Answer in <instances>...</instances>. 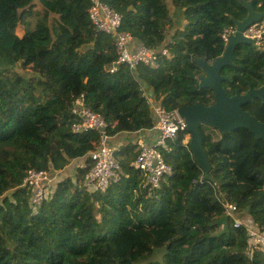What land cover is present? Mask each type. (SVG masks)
<instances>
[{"label":"trees","instance_id":"trees-1","mask_svg":"<svg viewBox=\"0 0 264 264\" xmlns=\"http://www.w3.org/2000/svg\"><path fill=\"white\" fill-rule=\"evenodd\" d=\"M101 1L121 15L130 51L165 47L169 55H160L156 67L122 64L110 72L115 35L91 22L92 0H0V264H264L263 250L249 255L247 232L248 225L264 232V139L245 128L200 125L209 174L197 165L184 130L163 150L172 173L157 188L133 168L136 144L127 145L115 152L120 174L103 193L83 186L88 162L30 207L31 190L23 185L28 169L63 170L98 144L96 131L72 130L76 98L84 95L110 135L153 128L142 83L166 110L211 105L213 92L199 88L203 70L195 59L222 55L221 33L246 17L244 1L264 12V0ZM34 11L32 25L26 18ZM180 15L185 23L175 27ZM235 56L225 66L234 75L232 84L231 77L223 82L231 84L224 87L229 95L246 90V80L264 82V50L238 44ZM242 109L264 122L260 100ZM222 198L248 220L234 226Z\"/></svg>","mask_w":264,"mask_h":264},{"label":"built area","instance_id":"built-area-1","mask_svg":"<svg viewBox=\"0 0 264 264\" xmlns=\"http://www.w3.org/2000/svg\"><path fill=\"white\" fill-rule=\"evenodd\" d=\"M89 17L98 30L115 35L114 45L118 55L109 68L110 72L116 71L122 64L127 65L131 70L135 69L138 64L156 67L160 55H169L165 47L155 50L141 45L130 51L129 42L132 37L129 33L119 30L122 22L121 15L101 0H92ZM235 31L234 26L224 28L221 33L223 42L226 43L229 36L233 35ZM242 34L251 39L253 45L264 46V18L251 23ZM152 109L156 117L153 128L157 134L151 143H148L143 137L138 139L137 154L132 162L133 168L141 173L151 189L157 188L161 179L172 173L160 148L167 149L168 141L176 139L180 132L186 130L185 119L179 115L177 108L166 110L161 104H158L152 105ZM71 114L76 118L72 124L74 132L91 130L96 131L99 135L96 148L88 153V158L92 163L83 178V185L88 192L104 190L111 183L117 181L120 174V167L115 158L117 148L110 144L112 135L108 133L109 125L100 113L86 106L83 94L74 100ZM53 175V172L45 169L30 168L27 170L23 185L31 190L29 205L34 210L41 205L49 191H47V186L53 183ZM222 200L225 213L232 218L234 226L243 224L236 205L228 202L225 198ZM247 232L249 238L255 241L251 243L252 245L250 244L249 255L257 248L264 251V232L251 225L247 226Z\"/></svg>","mask_w":264,"mask_h":264},{"label":"water","instance_id":"water-1","mask_svg":"<svg viewBox=\"0 0 264 264\" xmlns=\"http://www.w3.org/2000/svg\"><path fill=\"white\" fill-rule=\"evenodd\" d=\"M248 12L244 19L236 21V31L229 36L225 43L221 56L208 62L202 58L195 59L203 74L199 77V88H207L213 92L214 103L204 106L200 103L184 105L178 108V113L185 119L186 131L188 132L189 149L191 150L197 165L203 169L205 174L209 170L207 156L202 147V139L199 132L200 125L212 126L221 132L234 131L238 128L249 130L254 137L264 139V122L241 106L255 98L264 103V84L254 88L251 84L246 92L240 93L235 90L233 95H229L223 86L224 81L230 80L229 74H222L221 70L225 66L233 65L236 59L235 47L238 44H253V41L246 38L242 32L246 27L255 21L264 18V12H257L250 1H244ZM264 77V74H263Z\"/></svg>","mask_w":264,"mask_h":264},{"label":"crops","instance_id":"crops-1","mask_svg":"<svg viewBox=\"0 0 264 264\" xmlns=\"http://www.w3.org/2000/svg\"><path fill=\"white\" fill-rule=\"evenodd\" d=\"M142 89H143V93L144 95L148 96L150 98L151 94H152V89L150 87H148L145 83H142ZM151 100L153 101V99L151 98ZM154 121L156 120L155 115H153ZM157 131L154 128H151L149 130H137V131H122L120 133H116L114 135H112L111 139H110V144L115 146L118 150L121 147H125L127 145H134L137 143L138 139L140 137H143L148 143L153 142L154 137L156 136ZM134 150L136 151V146L134 148ZM87 160V156L84 157H80L77 158L75 160H73L67 167L69 166H77L78 164H84ZM65 168V169H66ZM65 169L60 170V171H56L54 172L53 177L55 176H59V173H62ZM61 179H58L57 181H59ZM56 184V183H55ZM55 187V185L53 186Z\"/></svg>","mask_w":264,"mask_h":264},{"label":"rangeland","instance_id":"rangeland-1","mask_svg":"<svg viewBox=\"0 0 264 264\" xmlns=\"http://www.w3.org/2000/svg\"><path fill=\"white\" fill-rule=\"evenodd\" d=\"M36 7H38V5H36ZM174 12V10H173V8L172 7H170V13H173ZM36 15V11H34L33 12V14H32V16L31 17H28V18H26V20H29L30 22H31V24L33 25L34 24V22H35V16ZM174 20L177 22V20H179V22H178V24H175L174 26L175 27H182L183 26V24L185 23V20H183V17L180 15V16H178V17H174ZM24 26H23V24H20L19 26H18V28H17V30H16V33H17V35L18 36H21L22 34H23V32H24ZM251 45H253V44H251ZM253 46H255V45H253ZM255 48L257 49V50H264V46H255ZM17 68V69H16ZM16 71H18L21 75H24V76H26V77H31V76H33L31 73H30V71L29 70H22V69H20L19 68V66H16L15 68H14ZM230 76H231V78L233 77V74H229ZM35 76H36V73H35ZM145 97H146V99H147V101H149V103H150V105H151V107H152V105H158V104H160L158 101L155 103L154 101H152L151 100V98H149L148 96H146L145 95ZM189 137V134L187 135V137H186V139ZM189 139H190V137H189ZM163 150L164 149H162V148H160V151H161V153H162V155H163ZM164 157V156H163ZM66 168V167H65ZM64 168V169H65ZM75 166H69V167H67L62 173H59L60 175L59 176H54L53 178H52V180H53V183H51L50 185H48L47 186V191L49 190L50 191V189H53L54 187V185H55V183L57 182V180L58 179H61L62 180V178L64 177V176H66V175H71L73 178H74V174H75ZM207 174H209L208 172H206ZM211 176L217 181V182H222L223 180H225V176L222 174V173H220V172H211ZM108 188V187H107ZM107 188H105L104 190H100L99 192H95V193H103ZM239 214V217H241L243 220H245L246 218H243L242 217V214L241 213H238ZM246 220H248V219H246ZM253 242H255L253 239H250V244L251 243H253ZM257 244V243H256ZM252 245V244H251ZM256 248V247H255Z\"/></svg>","mask_w":264,"mask_h":264},{"label":"flooded vegetation","instance_id":"flooded-vegetation-1","mask_svg":"<svg viewBox=\"0 0 264 264\" xmlns=\"http://www.w3.org/2000/svg\"><path fill=\"white\" fill-rule=\"evenodd\" d=\"M253 46V45H252ZM236 61V59H234L233 60V63ZM230 66V65H229ZM228 67V66H227ZM226 71V67H223L222 68V70H221V72H222V74L224 73V74H232V73H228V72H225ZM231 77V76H230ZM233 77H234V75H233ZM233 77L231 78V84L233 83ZM264 79V78H263ZM247 84H248V88H249V85L251 84L254 88H258V87H260L262 84H264V82H262V84L261 85H259V86H254L250 81H245ZM238 83V82H237ZM231 84H229V83H224V87L228 90L229 88H230V85ZM248 88L246 89V90H244L242 93H244V92H246L247 90H248ZM237 89H239V88H235V90H237ZM235 92V91H234ZM257 99L255 98L253 101H248L247 103H245V104H243L242 106H241V108L244 106V105H246V104H248V103H254L255 101H256ZM242 110H246V111H248V112H250L249 111V109H242ZM251 113V112H250ZM252 114V113H251ZM254 115V114H253Z\"/></svg>","mask_w":264,"mask_h":264},{"label":"clouds","instance_id":"clouds-1","mask_svg":"<svg viewBox=\"0 0 264 264\" xmlns=\"http://www.w3.org/2000/svg\"><path fill=\"white\" fill-rule=\"evenodd\" d=\"M225 44V43H224ZM116 151H118V149L116 150ZM91 152V151H90ZM85 156H87V160H86V162L84 163V164H87L88 165V162H90V163H92L91 161H90V159L88 158V154H86ZM82 158V157H81ZM116 158V157H115ZM75 160V159H74ZM73 161V160H72ZM71 161V162H72ZM117 161V160H116ZM84 164H82L81 166H83ZM119 164V163H118ZM120 167V166H119ZM54 173V172H53ZM84 186V185H83ZM96 192H99V191H96ZM90 193H94V192H90Z\"/></svg>","mask_w":264,"mask_h":264}]
</instances>
